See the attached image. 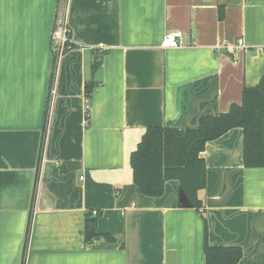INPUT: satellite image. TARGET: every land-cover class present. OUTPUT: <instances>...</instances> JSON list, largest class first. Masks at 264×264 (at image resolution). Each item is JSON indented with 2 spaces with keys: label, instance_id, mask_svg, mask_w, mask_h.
I'll list each match as a JSON object with an SVG mask.
<instances>
[{
  "label": "crops",
  "instance_id": "obj_1",
  "mask_svg": "<svg viewBox=\"0 0 264 264\" xmlns=\"http://www.w3.org/2000/svg\"><path fill=\"white\" fill-rule=\"evenodd\" d=\"M60 10L75 47L57 59ZM263 75L264 0H0V264H206V225L264 264V167L245 166L242 128L201 152L206 221L178 180L143 194L130 161L148 127L195 129Z\"/></svg>",
  "mask_w": 264,
  "mask_h": 264
},
{
  "label": "trees",
  "instance_id": "obj_2",
  "mask_svg": "<svg viewBox=\"0 0 264 264\" xmlns=\"http://www.w3.org/2000/svg\"><path fill=\"white\" fill-rule=\"evenodd\" d=\"M72 36V34H71ZM72 48L75 47L74 42ZM101 64L97 55L92 63L94 73ZM97 85L94 77L85 83V95L91 98ZM87 113V117H88ZM244 132V164L246 167H264V75L260 82L245 87L241 103L231 105L229 111L202 117L195 129H177L168 126H150L146 129L137 148L131 153L133 180L141 192L148 196H161L165 183L175 179L192 202V207L204 214V202L199 191L207 183V166L201 152L209 141L221 137L233 128ZM43 133L41 153L45 144ZM206 224V223H205ZM86 239L101 235L97 232L96 218L87 217ZM110 238L108 234H102ZM205 226L206 264H237L243 252L238 247H213L208 244Z\"/></svg>",
  "mask_w": 264,
  "mask_h": 264
},
{
  "label": "built area",
  "instance_id": "obj_3",
  "mask_svg": "<svg viewBox=\"0 0 264 264\" xmlns=\"http://www.w3.org/2000/svg\"><path fill=\"white\" fill-rule=\"evenodd\" d=\"M182 32L180 31H168L165 33L162 46L163 47H178L181 45ZM52 52L55 58L59 59L67 51L72 49L73 38L71 36V29L68 21L65 17V12L60 10L56 14L54 26L51 32ZM244 49L246 47L243 38H238L235 45L228 46V49L234 50V48ZM94 214L97 211L94 210Z\"/></svg>",
  "mask_w": 264,
  "mask_h": 264
},
{
  "label": "water",
  "instance_id": "obj_4",
  "mask_svg": "<svg viewBox=\"0 0 264 264\" xmlns=\"http://www.w3.org/2000/svg\"><path fill=\"white\" fill-rule=\"evenodd\" d=\"M179 199H180V203L182 204V206L184 207H192V202L189 199L188 195L185 193L184 190L180 189L179 192Z\"/></svg>",
  "mask_w": 264,
  "mask_h": 264
}]
</instances>
